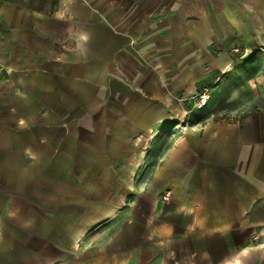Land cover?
I'll return each mask as SVG.
<instances>
[{"label": "crops", "instance_id": "0c3cea01", "mask_svg": "<svg viewBox=\"0 0 264 264\" xmlns=\"http://www.w3.org/2000/svg\"><path fill=\"white\" fill-rule=\"evenodd\" d=\"M0 63V264H264V0H0Z\"/></svg>", "mask_w": 264, "mask_h": 264}, {"label": "rangeland", "instance_id": "374dc122", "mask_svg": "<svg viewBox=\"0 0 264 264\" xmlns=\"http://www.w3.org/2000/svg\"><path fill=\"white\" fill-rule=\"evenodd\" d=\"M237 48V49H236ZM231 51L232 52H234L235 54H237V59H236V64H242L243 62H246V61H248L247 59H249L250 58V55H249V53L247 54V52L249 51L247 48H245V47H241V46H235V47H232L231 48ZM2 65V64H1ZM3 66V65H2ZM4 67V66H3ZM5 69V68H4ZM230 71H228V70H223V71H219L218 73H216L212 78H211V80L210 81H204L203 80V85H202V87H199L198 88V90H197V92H196V94L195 95H192V96H190V101L192 100L193 101V108H189V111H192V110H195L196 108L197 109H201V108H203V107H205L206 105H208L210 102V99H211V96H212V93H211V90H212V88L215 86V85H217V84H219L221 81H226V80H228V79H230V77L232 76L231 75V73H229ZM205 82H208V83H205ZM184 91V90H183ZM183 91L182 90H180V91H176L173 95H171V96H173V97H178V98H180V97H182V98H184V95H183ZM223 92H225V91H227V89L225 90V89H223L222 90ZM180 92V93H179ZM207 93V95H208V99H207V102H206V104H201V100H200V93ZM233 92H235L236 94L235 95H237L235 98H237L238 97V94H239V96L241 95L242 96V93L243 94H248V93H246V90H243V89H241V88H235L234 90H233ZM178 93V94H177ZM182 95V96H181ZM220 104H224V100H222L221 102H220ZM219 106H221V105H218L217 107H219ZM184 108H185V106H183ZM218 109V108H217ZM174 112H175V110H174ZM221 112V111H220ZM178 122V121H177ZM185 123V122H184ZM182 124V123H181Z\"/></svg>", "mask_w": 264, "mask_h": 264}, {"label": "built area", "instance_id": "2783aa9c", "mask_svg": "<svg viewBox=\"0 0 264 264\" xmlns=\"http://www.w3.org/2000/svg\"><path fill=\"white\" fill-rule=\"evenodd\" d=\"M237 49V48H236ZM4 71V67L1 65L0 63V72ZM200 100H201V104H206L207 102V99H208V95L207 93H200ZM171 198V193L170 192H166L165 195L163 196V199L168 201L169 199ZM254 241H258L260 239V236L259 235H254L253 237Z\"/></svg>", "mask_w": 264, "mask_h": 264}]
</instances>
